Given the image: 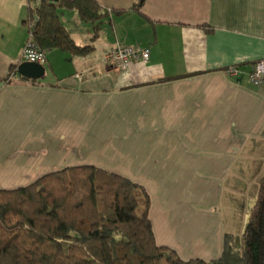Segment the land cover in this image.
I'll list each match as a JSON object with an SVG mask.
<instances>
[{"label":"crops","instance_id":"crops-1","mask_svg":"<svg viewBox=\"0 0 264 264\" xmlns=\"http://www.w3.org/2000/svg\"><path fill=\"white\" fill-rule=\"evenodd\" d=\"M69 1L48 2L90 50L46 52L52 78L34 81L10 77L26 0H0V189L98 167L145 188L157 245L184 261L219 258L264 176V85L247 78L264 59V0H94L107 13L95 24ZM117 45L149 57L108 69Z\"/></svg>","mask_w":264,"mask_h":264},{"label":"trees","instance_id":"trees-1","mask_svg":"<svg viewBox=\"0 0 264 264\" xmlns=\"http://www.w3.org/2000/svg\"><path fill=\"white\" fill-rule=\"evenodd\" d=\"M26 3L24 23L40 49L73 56L90 50L74 44L48 0ZM68 3L91 24L107 15L94 0ZM150 205L144 187L89 165L0 189V264H264V176L239 246L225 234L220 257L210 261H184L171 248L157 245Z\"/></svg>","mask_w":264,"mask_h":264},{"label":"built area","instance_id":"built-area-1","mask_svg":"<svg viewBox=\"0 0 264 264\" xmlns=\"http://www.w3.org/2000/svg\"><path fill=\"white\" fill-rule=\"evenodd\" d=\"M39 1V0H37ZM51 2L52 0H48ZM32 26H30L31 28ZM149 57L148 49L138 46H121L114 47L104 58V64L108 69L120 68L127 69L132 62L142 61L145 62ZM47 61L46 52L40 49L33 41L31 34H28V39L22 49L18 65L22 62L35 63L45 65ZM16 64V66H18ZM224 74L233 79L241 76L242 72L238 66H230L223 70ZM17 70L11 74L10 77H17ZM248 81L256 87L264 85V59L255 62L251 70L247 74Z\"/></svg>","mask_w":264,"mask_h":264},{"label":"water","instance_id":"water-1","mask_svg":"<svg viewBox=\"0 0 264 264\" xmlns=\"http://www.w3.org/2000/svg\"><path fill=\"white\" fill-rule=\"evenodd\" d=\"M17 73L25 79L37 81L44 77L45 67L35 63L22 62L17 66Z\"/></svg>","mask_w":264,"mask_h":264},{"label":"rangeland","instance_id":"rangeland-1","mask_svg":"<svg viewBox=\"0 0 264 264\" xmlns=\"http://www.w3.org/2000/svg\"><path fill=\"white\" fill-rule=\"evenodd\" d=\"M58 54V53H57ZM45 69H46V72H45V75H44V81H48L50 80V78H52V74H51V70H50V66L49 65H45ZM255 200H250L249 201V204H248V209H250V207L254 204ZM249 211V210H248ZM248 213V212H247ZM247 220H248V214H247V217H246V223H247ZM240 238H241V235L239 237L236 238V245L239 246V242H240Z\"/></svg>","mask_w":264,"mask_h":264}]
</instances>
